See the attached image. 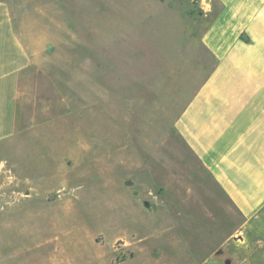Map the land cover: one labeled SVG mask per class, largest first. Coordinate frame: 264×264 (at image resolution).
Segmentation results:
<instances>
[{
    "label": "rangeland",
    "instance_id": "obj_1",
    "mask_svg": "<svg viewBox=\"0 0 264 264\" xmlns=\"http://www.w3.org/2000/svg\"><path fill=\"white\" fill-rule=\"evenodd\" d=\"M3 1L30 62L0 142V264H202L241 217L172 125L215 10Z\"/></svg>",
    "mask_w": 264,
    "mask_h": 264
},
{
    "label": "crops",
    "instance_id": "obj_2",
    "mask_svg": "<svg viewBox=\"0 0 264 264\" xmlns=\"http://www.w3.org/2000/svg\"><path fill=\"white\" fill-rule=\"evenodd\" d=\"M204 5L205 15L215 10L199 36L210 68L172 127L241 221L202 264H264V0ZM29 62L0 0V142L15 132L19 78Z\"/></svg>",
    "mask_w": 264,
    "mask_h": 264
}]
</instances>
